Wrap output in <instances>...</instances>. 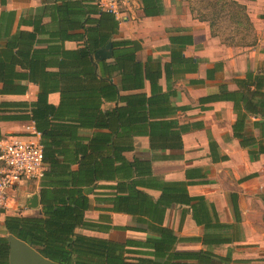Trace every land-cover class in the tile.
<instances>
[{"label":"crops","instance_id":"1","mask_svg":"<svg viewBox=\"0 0 264 264\" xmlns=\"http://www.w3.org/2000/svg\"><path fill=\"white\" fill-rule=\"evenodd\" d=\"M145 1L149 10L158 13L146 15L141 0H125L124 18L107 42H111V56H94L106 44L93 57L97 66L102 60L112 61V41L131 40L140 45L137 60L149 58L160 66L157 82L145 80L140 89L121 88L119 72L111 78L122 95L142 92L150 97L146 111L150 109L154 116L147 115L149 122L144 132H133L120 142L132 145L122 155L127 161H138L131 169L132 175L157 211L154 215L147 211H112L107 197L114 189L105 186L115 185L120 179L98 178L93 184L81 186L82 190H90L85 193L89 198L85 219L126 228L99 231L77 227L75 231L124 243L127 239L157 238L160 234L156 229L165 226L179 238L174 245L176 251L209 250L229 257L219 264H264V153L257 151L260 141L264 145V135L253 126L258 118L250 115L245 135L256 142L251 150L241 146L233 133V102L225 95L227 89L238 88L235 79L264 66V0H237L245 5L256 37L255 42L244 47L212 35L208 22L195 18L182 0ZM103 11L99 0H0V28L9 31L8 35L39 29L38 37L45 44L57 43L71 50L89 43L87 33H95V43L102 38L106 31L98 20ZM57 31H63L66 38L56 37ZM171 51L178 58L170 63ZM27 86L25 94H3L0 101H34L39 88L31 82ZM221 88L223 95L212 99L210 95L218 96ZM59 98L57 91L48 95L52 104H57ZM116 105L124 102L104 100L100 108L110 111ZM2 110L0 106V115L8 114ZM99 131L109 130L87 126L79 128L77 134L85 143ZM0 134L2 138H39L28 120H0ZM142 162L148 169L139 168ZM136 167L143 174H137ZM72 168L76 169L77 164ZM39 181H22L11 189L10 208L0 212L1 232L7 215L41 214L40 200L38 207H26L28 195L39 196ZM202 237L205 242L191 240ZM179 264L195 261L179 260Z\"/></svg>","mask_w":264,"mask_h":264},{"label":"trees","instance_id":"2","mask_svg":"<svg viewBox=\"0 0 264 264\" xmlns=\"http://www.w3.org/2000/svg\"><path fill=\"white\" fill-rule=\"evenodd\" d=\"M141 1L146 15L158 13L149 10L145 0ZM227 6L224 9L225 3H222L217 10L202 12L197 18L208 22L214 36L219 35L218 21L223 19L228 22L230 31L224 41L233 45L252 44L254 39L249 41L247 37L253 26L245 5L229 0ZM98 22L106 31L102 38L95 43V33H87L89 43L71 50L57 43L45 44L38 37L39 29L18 30L8 35L9 31L0 28V42L7 37L4 44H0V96L25 94L27 82L39 88L34 101H0L2 111L8 112L1 114L0 120L31 121L40 134L47 164L39 181L41 214L19 213L7 215L3 220L0 264H9L7 234L25 241L42 256L59 264H179V260H193L195 264L226 262L229 257L218 256L209 250L176 251L174 245L179 238L165 226L156 229L160 234L157 238L144 241L127 239L124 243L75 231L77 227L99 231L126 228L100 225L85 219L84 212L89 208V198L85 193L90 190H82L81 186L93 184L98 178L106 181L120 179L115 185L105 186L114 189L107 197L112 203V211H147L150 215L157 211L155 205H149L148 195L138 189L139 181L132 175L131 169L138 161H127L122 155L132 145L124 146L120 142L124 137H131L133 132H144L142 129L149 122L147 115L154 116L150 109L148 113L146 111L147 105L151 104L150 97L142 92L122 95L111 78L119 72L121 88L140 89L145 80L151 84L157 82L161 69L149 58L144 62L137 60L135 54L140 45L131 40H113L112 61L102 60L97 66L93 54L111 40L119 21L112 13L103 11ZM56 37L65 39L66 35L57 31ZM177 58L171 51L170 63ZM235 83L236 90L225 91L236 113L233 133L242 147L251 150L250 146L256 141L245 135L248 116L258 118L253 121V126L264 135V66L256 71L248 70L244 77L235 79ZM55 91L59 92L60 98L57 104H52L48 95ZM220 95H223V88L218 96H210L213 99L220 98ZM104 100H119L124 105L102 111L100 106ZM87 126L109 131H99L84 143L77 131ZM257 151L264 153L261 141ZM73 164H77L76 169L72 168ZM138 167L135 168L137 174H143L140 169H148L143 162L140 169ZM191 240L205 242V237Z\"/></svg>","mask_w":264,"mask_h":264},{"label":"built area","instance_id":"3","mask_svg":"<svg viewBox=\"0 0 264 264\" xmlns=\"http://www.w3.org/2000/svg\"><path fill=\"white\" fill-rule=\"evenodd\" d=\"M125 0H99L104 11L118 21L124 18ZM39 138L9 135L0 139V212L10 208V191L22 181H38L44 174L43 146ZM1 235V226H0Z\"/></svg>","mask_w":264,"mask_h":264},{"label":"water","instance_id":"4","mask_svg":"<svg viewBox=\"0 0 264 264\" xmlns=\"http://www.w3.org/2000/svg\"><path fill=\"white\" fill-rule=\"evenodd\" d=\"M112 54L111 42L104 48L99 49L95 54L96 59L108 58ZM39 205V196L37 193L30 194L26 197V207L34 209ZM9 243V264H59L42 256L37 250L25 241L7 234Z\"/></svg>","mask_w":264,"mask_h":264},{"label":"rangeland","instance_id":"5","mask_svg":"<svg viewBox=\"0 0 264 264\" xmlns=\"http://www.w3.org/2000/svg\"><path fill=\"white\" fill-rule=\"evenodd\" d=\"M182 1L184 2V5L188 8L190 12L191 10H193V13L191 12V14L195 18H197L198 14L202 12H209V11H213L214 9L217 10L222 5V3H225L224 9H227L228 8L227 4L229 3V0H219L216 3H215V0H182ZM227 25H228V22L224 21L223 19H220L218 21L219 37L222 40H224L226 36L230 35V31ZM252 36H253V31L249 34V37H247V39L249 41H252L254 39V42H255L256 37L252 38ZM239 46L244 47L246 45H239Z\"/></svg>","mask_w":264,"mask_h":264}]
</instances>
